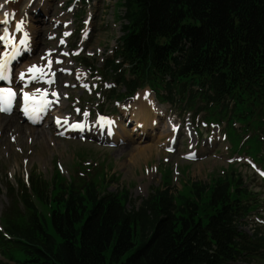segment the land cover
<instances>
[{
    "label": "trees",
    "instance_id": "obj_1",
    "mask_svg": "<svg viewBox=\"0 0 264 264\" xmlns=\"http://www.w3.org/2000/svg\"><path fill=\"white\" fill-rule=\"evenodd\" d=\"M122 6L114 56L88 67L114 83L109 99L147 87L158 102L178 101L205 122L238 123L264 166V0H122ZM241 185L219 178L178 195L152 185L128 208L126 189L102 191L93 178L34 173L10 186L0 232L8 251L1 249L0 264L264 263V233L240 226L256 208ZM42 209L50 212L53 233Z\"/></svg>",
    "mask_w": 264,
    "mask_h": 264
},
{
    "label": "rangeland",
    "instance_id": "obj_2",
    "mask_svg": "<svg viewBox=\"0 0 264 264\" xmlns=\"http://www.w3.org/2000/svg\"><path fill=\"white\" fill-rule=\"evenodd\" d=\"M47 2L45 13L38 4L32 8L33 15L39 18L32 22L39 26L48 24V28L37 32L29 50L22 45L23 51L14 56L11 79L17 77L20 67L43 53H69V67L50 77L62 91L61 102L51 104L39 121L19 119L18 124L34 128V134L23 130L9 137L14 129L11 128L0 140V232L3 211L11 201L10 186L17 187L21 180L27 182L35 173L46 180L55 174L65 180L93 178L102 191L126 189L131 199L128 208L132 203L138 206L152 185L170 187L178 195L187 193L191 184L212 185L219 178L240 179L241 187L252 193L256 207L240 226L250 234L255 230L264 233V166L257 158L261 151L248 138L249 134H244L238 123L227 126L225 119L205 122L203 113L181 108L178 101L160 103L155 98L164 115L149 127L152 114L147 112L145 128L137 125L128 107L121 106L133 99H109L108 91L115 87L114 83L105 82L95 69H88L92 65L100 67L104 58L114 56L122 34V0ZM12 13L11 22L16 15ZM60 15L63 18L59 19ZM23 53L27 55L22 56ZM15 112L16 107L4 114ZM58 116H64L60 121L84 122L89 129L77 134L63 131L67 125L54 129L53 119ZM100 117L113 123H105ZM45 131L52 135L50 140L41 135ZM41 212L47 230L53 233L49 210ZM5 248L0 241V259L1 249Z\"/></svg>",
    "mask_w": 264,
    "mask_h": 264
},
{
    "label": "bare ground",
    "instance_id": "obj_3",
    "mask_svg": "<svg viewBox=\"0 0 264 264\" xmlns=\"http://www.w3.org/2000/svg\"><path fill=\"white\" fill-rule=\"evenodd\" d=\"M0 4L4 5V7L2 9H0V21H3L5 19L4 15H3V13L5 11L8 12L10 15L13 14L12 12H16V15L14 16L13 22H11L9 20L8 24H3V23L0 24L1 31L7 29V31L11 32L12 34H15V40H7L5 43V47L7 48L5 56L2 57L1 53H0V61H3L4 59H6L8 57H14L19 52L23 51L22 44H20L19 46L16 45L17 40L24 39L20 35L21 31L20 32H18V31L14 32L16 25L21 20H23V22H24L23 23V31H25L28 34V38H29L27 40V45H26L28 50L33 45V39H35L37 32H39V30H45L48 28V24L47 25L44 24L42 26H39L38 24H33L32 21L33 20L37 21V19H39V18L36 15H33L34 9H32V8H36V5L38 4L41 7L40 10L43 13H45V12H47V9L49 7V3L47 2V0H7V2H6V0H0ZM30 10L32 11V13H30ZM58 18L59 19L63 18V15L58 16ZM8 19H9V17H8ZM4 48H1L0 52ZM64 53L62 55L51 54L50 57L47 56V53H43V55L40 57L37 56L36 59L32 63H29L28 65H25V66H22L19 68L18 73H17V77H15L12 80L11 84L8 87H11L13 91H18L20 94L23 92L35 93L37 89H39L41 92H44L46 90L48 93L47 98L49 99V101L52 102L51 104H59L61 102V99H62V91L55 84H53V83L49 84L46 81L50 80L51 76H55V74H57V72L59 70L69 67L68 55H64ZM24 55H27V54L23 53L22 56H24ZM45 57H48L49 59L52 60V72L51 73H49L47 70L48 60L45 59ZM57 60H59L61 62L57 63L56 62ZM13 63H15V62H13ZM32 65H36L38 68H44L45 69V75H44L43 79H41L39 81L30 80L31 74H28L27 70ZM21 72L26 73L24 81H21L19 79V74ZM52 73H54V75ZM25 85H27V86H25ZM53 91H55L56 93L59 94L58 102H57V97H54L51 95V93ZM121 106L122 107H128V110H130V112L132 113L131 116L135 119V123H137V125H139V124L143 125L144 128H145V120H146L145 115L147 114V112L150 113V115L152 114L151 118L149 120V127H152V126H154L155 123H158L159 117L164 115L162 106L158 105L155 102L154 96L148 88L141 89L139 92H137L134 99L132 100V103L128 102L126 104H121ZM22 116L23 115L21 114L20 110L17 113L16 112L12 113V115H10V116L7 114H4L3 112H0V140L2 139V137L5 134L8 133V131L11 128H14V129L11 131V133H9V137H14L17 135V133L20 134L23 130H28L29 135H31L32 133L34 134V132H35L34 128H30L28 126L24 127V126H20L18 124L19 119L23 118ZM41 116H42L41 112L36 114V118H40ZM63 117L64 116H58V117H55V119L57 120V118L61 119ZM36 118L32 119V120H34L32 122L39 121V119L35 120ZM64 120L65 119H62L61 122H64ZM3 123H5V125L2 127ZM55 126L56 125H54V129H56ZM67 127L69 129V123H68ZM146 127H148V126H146ZM63 131L68 132V130L66 128ZM41 135L44 138L49 139V140L51 139V136H52L47 131L41 132ZM169 140H170V137L167 141L169 142ZM150 145H149V149L152 146V145L151 146Z\"/></svg>",
    "mask_w": 264,
    "mask_h": 264
},
{
    "label": "snow or ice",
    "instance_id": "obj_4",
    "mask_svg": "<svg viewBox=\"0 0 264 264\" xmlns=\"http://www.w3.org/2000/svg\"><path fill=\"white\" fill-rule=\"evenodd\" d=\"M6 2H7V0H6ZM3 7H4V5L0 4V9H2ZM3 15H4L5 19L3 21H0V23L8 24L9 23L8 17L10 14L5 11L3 13ZM23 23H24L23 20H21L16 25V31H18V32L23 31ZM5 32H7V29H5ZM0 40H8L7 35L0 36ZM27 40H28V34L25 33L24 39L20 40V44L27 45ZM61 43H63V41H61ZM50 55H51V53L48 54L49 57H50ZM64 55H69V53H64ZM14 58L15 57H8V58L4 59L3 61H0V80H8L9 79L8 62H9V59H14ZM45 59L48 60L47 70L49 73H51L52 72V60L49 59L48 57H45ZM56 62L60 63L61 61L57 60ZM27 73L31 74L30 80L39 81V80L43 79V77L45 75V69L44 68H38L36 65H32L31 67L28 68ZM52 74L54 75V73H52ZM25 76H26V73L21 72L19 74V79L21 81H24ZM46 82L49 84L54 83L53 80H47ZM25 86H27V85H25ZM16 95H17V93L15 91H13L11 87L0 88V112L10 111V109L12 107V102L16 98ZM51 95L54 97H57V102H58L59 94L56 93L55 91H53L51 93ZM47 96H48V93L46 90L44 92H41L39 89H37L35 93L23 92V102H24L23 111H24V113L30 114L32 112H43L52 103L51 101H49L47 99ZM83 115L85 117H87L88 113L84 112ZM100 120L105 122V123H108V124L113 123L112 121H108L104 117H100ZM56 122H57V124L61 123L59 118H57ZM64 123H67V119L64 120ZM72 127L73 128H79V129L83 130L84 125L83 124H74V125H72ZM169 150L171 151V149H169ZM261 174L264 175V173H261Z\"/></svg>",
    "mask_w": 264,
    "mask_h": 264
}]
</instances>
